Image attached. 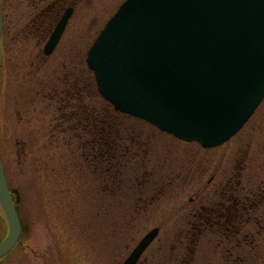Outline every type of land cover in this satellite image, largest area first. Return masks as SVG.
Returning a JSON list of instances; mask_svg holds the SVG:
<instances>
[{
    "label": "rangeland",
    "instance_id": "obj_1",
    "mask_svg": "<svg viewBox=\"0 0 264 264\" xmlns=\"http://www.w3.org/2000/svg\"><path fill=\"white\" fill-rule=\"evenodd\" d=\"M10 1L0 50V157L19 191L24 230L0 264H121L154 227L158 234L137 264H223L225 220L208 209L223 203L217 198L227 184L264 183V101L223 145L180 141L114 111L85 65L123 0H82L48 56L42 47L65 8L38 26L35 10L23 18ZM70 86L83 91L85 133L79 115L70 114L73 103L81 106ZM106 154L113 157L104 163ZM6 229L0 224V239ZM244 254L247 264H264V252Z\"/></svg>",
    "mask_w": 264,
    "mask_h": 264
},
{
    "label": "water",
    "instance_id": "obj_2",
    "mask_svg": "<svg viewBox=\"0 0 264 264\" xmlns=\"http://www.w3.org/2000/svg\"><path fill=\"white\" fill-rule=\"evenodd\" d=\"M72 8L44 46L55 47ZM0 9V40H1ZM86 64L114 110L202 147L219 146L264 98V0H125L90 45ZM0 161V209L7 225L0 259L19 242ZM148 231L122 264H136L156 237Z\"/></svg>",
    "mask_w": 264,
    "mask_h": 264
},
{
    "label": "flooded vegetation",
    "instance_id": "obj_3",
    "mask_svg": "<svg viewBox=\"0 0 264 264\" xmlns=\"http://www.w3.org/2000/svg\"><path fill=\"white\" fill-rule=\"evenodd\" d=\"M7 1L9 2V0ZM25 2L26 4L23 5L21 4L22 6L21 8H36L35 12L37 14H35L33 18L31 17L32 18L31 22L33 25L38 24V26H41L42 23L43 24L47 23L48 25L50 22L52 23V21H54V19L57 16V12L59 11V8H65V9L73 8V12H74L76 5L82 2V0H31V1L27 0ZM1 4L3 9L6 6H9V3L6 4V1L4 0H1ZM62 13L60 14V17ZM60 17L56 19V22L51 32L53 31ZM45 20L47 21L45 22ZM6 31H7L6 17L3 12L2 44L4 43V37H5L4 35ZM72 86H70V93H71L70 98L74 99V102L75 100L78 101L79 99L81 106H79V109L77 110V105L76 104L74 105L73 103L72 106L74 111L70 112V114L79 115L81 120L80 128L81 130L83 129L85 133L88 119H87V115L83 116L82 113L83 104L81 100L82 99L81 93H83V91L80 89L79 90L80 93H78L77 88L71 90ZM67 93H68V89L64 91L63 94H67ZM77 95L79 97H77ZM82 120L85 121L86 125L82 124ZM248 121L244 124V126L248 123ZM263 128L264 127H262V130ZM253 129L258 131L260 130V132H262L261 128H251L250 131H253ZM96 131H97V140L101 142L102 127L96 128ZM262 167H264V164L262 165ZM251 183H253L252 185L257 184L256 182H250V180L248 181V184L246 181L242 183V185H240V188H238L237 185L227 184L222 188L224 193H220L217 198L218 202H223V203L216 204L217 206L215 209H213L212 207L208 209L209 215H212L213 210H215L218 214V217L220 216L221 220L223 218L225 220V222L219 225V230L224 233L223 234L224 246L222 249L223 258H224L223 264H247L248 259H244V257L248 255H245L244 251L245 253H248L249 249L251 250L255 249L260 253L261 251L264 252V187L261 186L264 185V183L263 181L261 183L258 182L259 184L254 188L249 187ZM239 194H241V196H239ZM198 229L199 228L197 229L195 228V230L191 229V231H196ZM262 257H264L263 254L261 258Z\"/></svg>",
    "mask_w": 264,
    "mask_h": 264
},
{
    "label": "trees",
    "instance_id": "obj_4",
    "mask_svg": "<svg viewBox=\"0 0 264 264\" xmlns=\"http://www.w3.org/2000/svg\"><path fill=\"white\" fill-rule=\"evenodd\" d=\"M25 1H27V0H11L10 1V4L12 5V7L13 8H21L22 6H21V4L23 5V4H26V2ZM29 1H31V0H29ZM7 3H9L7 0H6V4ZM21 9H23V17L24 16H29V14L31 13H28V11H33V10H35L36 8H21ZM25 13H27L26 15H25ZM104 112L105 113H101V115H102V119H103V121H104V119H106V113H107V111L106 110H104ZM87 127H88V125H87ZM88 131V130H87ZM86 144H88V143H86ZM88 146V145H87ZM96 156V155H95ZM108 156V154H106V155H104V158L101 160L102 162H104V163H107V162H109V158H112V157H110V155H109V157H107ZM101 159V158H100ZM4 169V168H3ZM5 171V170H4ZM10 187H12L11 185H10ZM18 206L19 205H17L16 207H15V209H16V212H17V215H18V218H19V221H20V224H21V229H22V234H23V225H22V223H21V218H20V212H19V210H18ZM0 224L1 225H4L5 226V220H4V218H3V216H2V213H1V211H0ZM6 232V231H5Z\"/></svg>",
    "mask_w": 264,
    "mask_h": 264
}]
</instances>
